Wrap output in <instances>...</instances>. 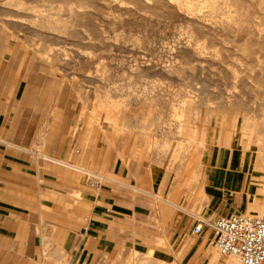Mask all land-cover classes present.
<instances>
[{"label":"rangeland","instance_id":"1","mask_svg":"<svg viewBox=\"0 0 264 264\" xmlns=\"http://www.w3.org/2000/svg\"><path fill=\"white\" fill-rule=\"evenodd\" d=\"M61 148L91 166L59 161L55 181L38 156ZM5 154L44 178L9 191L23 185H6ZM263 171L264 0H0V250L22 219L81 222L104 188L197 214L174 185L201 199L215 174L240 212L263 214ZM41 227L50 242L57 228Z\"/></svg>","mask_w":264,"mask_h":264},{"label":"crops","instance_id":"2","mask_svg":"<svg viewBox=\"0 0 264 264\" xmlns=\"http://www.w3.org/2000/svg\"><path fill=\"white\" fill-rule=\"evenodd\" d=\"M38 157L55 167V181H60L59 169L63 167L59 161L79 162L81 168L91 166L90 156H74L63 148L51 156ZM1 161V167L10 174L5 181L10 187L23 185L18 176L27 177L29 171L38 181L44 178V167L33 165L21 155L5 154ZM20 187L9 191H28L25 185ZM39 190L38 184L36 191ZM203 191L199 199L197 192H189L184 183L176 184L172 199L195 207L197 215L208 220L240 212L235 191L231 185L226 187L218 175L206 177ZM88 196L87 212L81 222L66 224L29 218L14 222L22 228L3 234L10 241L7 248L0 250L6 258L4 264H218L210 248V228L204 225L200 233H193L195 221L190 211L179 212L162 202L143 201L137 193L121 188H104L97 195ZM42 225L57 228L50 242L42 234Z\"/></svg>","mask_w":264,"mask_h":264},{"label":"built area","instance_id":"3","mask_svg":"<svg viewBox=\"0 0 264 264\" xmlns=\"http://www.w3.org/2000/svg\"><path fill=\"white\" fill-rule=\"evenodd\" d=\"M90 185L99 189V178L92 176ZM192 232L198 234L204 225L211 230L214 246L220 255H231L240 264H264V215L250 216L234 212L214 220L193 214Z\"/></svg>","mask_w":264,"mask_h":264},{"label":"bare ground","instance_id":"4","mask_svg":"<svg viewBox=\"0 0 264 264\" xmlns=\"http://www.w3.org/2000/svg\"><path fill=\"white\" fill-rule=\"evenodd\" d=\"M254 132V131H253ZM252 132V133H253ZM259 156V155H258ZM204 165V164H203ZM199 166V165H198ZM197 166V167H198ZM201 168V167H200ZM197 169V168H196ZM199 172V171H198ZM180 173V172H179ZM188 176V175H187ZM253 176V175H252ZM257 178H259V183H260V191L261 192H263V194H264V171L260 174V176H258ZM200 191H201V189H200ZM258 193H259V191H258ZM262 194V193H261ZM201 197H202V192H201V194H199ZM156 196V195H155ZM157 197H159V196H157ZM159 198H161V197H159ZM261 198V200L263 201V204L261 205V208L259 209V212L260 213H263V214H256V212L255 211H253V210H251L250 211V213L251 214H248V215H250V216H260V215H264V195L262 196V197H259V199ZM164 200H166V199H164ZM254 206V205H253ZM247 213H248V211H247ZM236 258V257H235ZM237 259V258H236ZM238 260V259H237ZM227 264H237V261L235 260V259H230L228 262H227Z\"/></svg>","mask_w":264,"mask_h":264}]
</instances>
